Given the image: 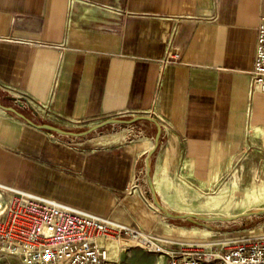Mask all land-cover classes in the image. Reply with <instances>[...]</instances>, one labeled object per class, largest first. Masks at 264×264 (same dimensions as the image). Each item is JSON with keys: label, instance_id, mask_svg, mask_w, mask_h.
<instances>
[{"label": "crops", "instance_id": "crops-1", "mask_svg": "<svg viewBox=\"0 0 264 264\" xmlns=\"http://www.w3.org/2000/svg\"><path fill=\"white\" fill-rule=\"evenodd\" d=\"M262 16L264 0H0L2 104L77 131L154 118L69 136L0 106V183L159 235L149 179L179 213L240 161L264 163V91L250 87ZM124 244L107 247L118 264H166Z\"/></svg>", "mask_w": 264, "mask_h": 264}, {"label": "built area", "instance_id": "built-area-1", "mask_svg": "<svg viewBox=\"0 0 264 264\" xmlns=\"http://www.w3.org/2000/svg\"><path fill=\"white\" fill-rule=\"evenodd\" d=\"M257 32L250 87L264 91V16ZM167 56L174 59L177 53ZM16 100L35 114L49 112L47 104L29 98ZM111 238L161 250L166 254V264H264V233L208 241L180 240L160 248L151 246L159 238L151 231L0 183V258L14 254L22 264H118L101 243Z\"/></svg>", "mask_w": 264, "mask_h": 264}, {"label": "rangeland", "instance_id": "rangeland-1", "mask_svg": "<svg viewBox=\"0 0 264 264\" xmlns=\"http://www.w3.org/2000/svg\"><path fill=\"white\" fill-rule=\"evenodd\" d=\"M107 132H112L111 123L104 124L94 132L92 131L96 135ZM254 196L257 198L264 196V163L262 162L257 166L254 164L247 166L240 161L234 171L225 180L217 183L215 187L194 193L192 200H186L187 206L183 207L182 210H185L183 212H196L204 216H235L240 212H251L264 208V201L260 203L254 201ZM164 218H166L164 226L159 230V238L155 240V245H159L160 248H168L180 240L208 241L225 236L237 237L264 233V212L243 215L240 218L230 220L172 218L167 216ZM101 243L116 251H119L120 246H122L113 238ZM124 245L129 244L125 243ZM136 246L145 248L140 244ZM155 251L159 255H164L166 263V254L161 250ZM160 259L163 258L160 257ZM0 264L22 263L20 258L13 254L2 256Z\"/></svg>", "mask_w": 264, "mask_h": 264}, {"label": "water", "instance_id": "water-1", "mask_svg": "<svg viewBox=\"0 0 264 264\" xmlns=\"http://www.w3.org/2000/svg\"><path fill=\"white\" fill-rule=\"evenodd\" d=\"M0 106L5 108V109H10L12 111H14L17 115L21 116L23 119L25 118L27 121H29L31 124L37 126V127H43V128H47L49 130H56L59 133L62 134H66V135H73V136H85L86 134L97 130L98 128H100V126L107 124V123H115V122H119V123H130L133 122L135 120L138 119H145V118H149L151 120H154L153 117L149 116V115H137V116H133L130 119H125V118H119V117H115V118H109L104 120L103 122H100L99 124L93 125L91 127L86 128L84 131H77V130H73V129H65L62 127H59L57 125H53L47 122H39L36 123L33 119H31L28 115H26L24 112L22 113L21 111H19L17 108H15L14 106L11 105H4L0 102ZM158 138H159V133L157 134V136L155 137V145L152 149H150V151L148 152L147 155V163H146V172H148V174H150V155L153 153V151L155 150L157 144H158ZM149 186L151 188V192H152V197H153V201L154 203H156V205L158 206L159 210L163 212V214L167 217H172V218H190V219H194V218H201V219H205V220H209V219H218V220H230V219H234V218H238L240 216L243 215H248V214H259L264 212V208L262 209H256L255 211H251V212H240L239 214L235 215V216H218V215H209V216H204L201 214H198L196 212H179V213H173L171 212L168 208H166L164 205H162L157 197H156V192H155V188H153V184H152V180L149 179Z\"/></svg>", "mask_w": 264, "mask_h": 264}, {"label": "bare ground", "instance_id": "bare-ground-1", "mask_svg": "<svg viewBox=\"0 0 264 264\" xmlns=\"http://www.w3.org/2000/svg\"><path fill=\"white\" fill-rule=\"evenodd\" d=\"M156 205V204H155ZM157 206V205H156ZM157 208H158V206H157ZM159 209V208H158ZM238 218H240V217H238ZM236 219V218H235ZM128 244H130V245H134V242L133 241H129V242H127ZM151 246H156L154 243H152L151 244Z\"/></svg>", "mask_w": 264, "mask_h": 264}]
</instances>
